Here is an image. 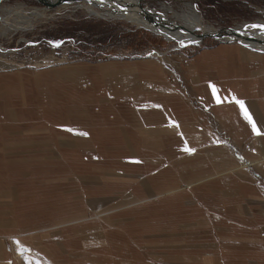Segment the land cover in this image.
Masks as SVG:
<instances>
[{
    "label": "crops",
    "instance_id": "crops-1",
    "mask_svg": "<svg viewBox=\"0 0 264 264\" xmlns=\"http://www.w3.org/2000/svg\"><path fill=\"white\" fill-rule=\"evenodd\" d=\"M180 60L172 84L151 60L60 89L0 71V264H264V52Z\"/></svg>",
    "mask_w": 264,
    "mask_h": 264
},
{
    "label": "rangeland",
    "instance_id": "rangeland-1",
    "mask_svg": "<svg viewBox=\"0 0 264 264\" xmlns=\"http://www.w3.org/2000/svg\"><path fill=\"white\" fill-rule=\"evenodd\" d=\"M20 3L24 4L30 22L24 24L22 28L7 30L1 18L5 16L2 8H15ZM141 4L150 9L164 6L166 9L175 10L191 4L206 23L217 29L238 25L244 21L261 19L264 21V0H142ZM35 8H38L42 15L32 16L30 12ZM127 9L132 14H139L137 10ZM98 14L91 15L81 6L55 7L46 10L44 5L36 0H4L0 6V71H19L28 74L41 72L49 79L53 88L60 89L61 83H58L65 79L63 71H83L87 73L86 77L93 80L98 77L102 82L106 77H103L104 71L101 70L109 67L119 69V66L125 67L130 64L140 69L144 67L142 62L151 60L154 63L159 61L161 65L166 66L168 70L161 67L164 69L161 70L164 72V83L172 84V73H177L181 57L187 58L201 49L216 47L218 44H237L248 49L236 41L220 42L214 37L203 38L198 44L179 46L176 40H166L162 35L140 25L137 27L135 25L138 24L131 21ZM15 18L16 15H11L9 22L15 24ZM197 33L200 32L195 34ZM61 34L65 35L64 38L56 39ZM183 98L188 104L189 100L196 99L186 94ZM100 150L101 165L112 164L118 156L104 148ZM93 164H87L86 168L89 169ZM56 193L60 197L52 194V206L55 212L60 206L59 199L63 198L61 197L63 194ZM44 201V195H38L37 200L29 205L32 206L34 203L35 212L43 215L45 212L43 206L50 205ZM68 205L73 211L74 206ZM101 224L105 227L108 223L101 222Z\"/></svg>",
    "mask_w": 264,
    "mask_h": 264
},
{
    "label": "bare ground",
    "instance_id": "bare-ground-1",
    "mask_svg": "<svg viewBox=\"0 0 264 264\" xmlns=\"http://www.w3.org/2000/svg\"><path fill=\"white\" fill-rule=\"evenodd\" d=\"M4 0H0V6ZM57 1V0H52ZM73 1L71 3L74 4V1H77L75 4L83 7L86 5L82 3V0H70ZM93 4L99 3L100 6L108 8L110 12L112 10L121 11L125 17V19H129L132 23L142 24L140 26L148 27L146 29H150L156 34L162 35L166 40H176L179 43V46H184L187 44H198L202 40V37L196 35V32H203L205 34L212 32V30L216 29L212 25L206 23L202 16L197 12L195 7L191 4H186V7L181 8L180 10L175 9H166L164 6H161L157 9H150L149 7L142 6V0H88ZM185 4V3H184ZM17 5V4H16ZM15 5V6H16ZM70 5V4H69ZM69 5H61L59 7H66ZM89 4L87 8L92 11L95 15L98 13L106 14L103 12L97 11L96 7L90 6ZM164 5V4H163ZM47 9H50L48 5H44ZM127 8H131L133 10H137L139 12V16L137 13L132 14ZM143 8V9H142ZM5 11V16L1 17L3 19V25L6 26L7 30L12 28H22L25 24L30 22V16L27 15L26 10L24 9V4L20 3L15 8H2ZM38 8L31 10L32 16L42 15L41 12L38 11ZM104 12H107L103 9ZM11 15H16V23L11 24L9 22V17ZM135 16V17H134ZM38 17V16H37ZM151 21V25H145L147 21ZM154 23V24H153ZM9 24V25H8ZM252 25L262 26L264 25V21L255 20V21H244L241 23L240 27L235 28V30H231L227 37H221L223 41L232 39V38H240L244 36L245 40L248 42L250 46L256 49H264V28L251 27ZM3 26V27H4ZM5 28V27H4ZM3 28V29H4ZM221 42V41H220ZM230 42V41H227ZM233 42V41H232ZM159 54V53H158Z\"/></svg>",
    "mask_w": 264,
    "mask_h": 264
},
{
    "label": "water",
    "instance_id": "water-1",
    "mask_svg": "<svg viewBox=\"0 0 264 264\" xmlns=\"http://www.w3.org/2000/svg\"><path fill=\"white\" fill-rule=\"evenodd\" d=\"M36 1L39 2V3H41V4H43V5H45V6L48 5L50 8L59 7V6L63 5V4H65V5H69L70 4L69 5L70 7H75V8L78 6V5L75 4L77 1H74V4H73V3H71L73 1H70V0H57V1H52V0H36ZM82 1H83L82 3L86 4V5H83V8L89 14H91V15H95V14L92 13V11H90L87 8V6L89 4H91L90 6L96 7L101 12L106 13L105 15H100V16L110 17V18L124 19L126 21H129V19H125V17L123 16L124 14L121 11H119V10H112V9H110L111 11L109 12L108 11V8H105V7L102 8V6H100L99 3L93 4L92 2H90L88 0H82ZM103 9H105L107 12H104ZM151 24H152V22L149 20V21L146 22L145 25H151ZM139 25H142V24H138V25H135V26L140 27ZM240 26H241V24L234 25V26H228V27L220 28V29H217L216 28V29L212 30V32H209L207 34H205L203 32H200V33H197L196 35H199L200 37H202V39L203 38H206V37H214V38H216L217 40H219L221 42L236 41V42L242 44L243 46L247 47L250 50L257 51V52H264V49H262V48L256 49V48H253L252 46H250L248 44V42L245 40L244 36H242L240 38H232V39H228V40H224V41L221 38H219V36L224 37V38L227 37L226 35H228V33L231 30H235V28L240 27ZM146 28H148V27H146Z\"/></svg>",
    "mask_w": 264,
    "mask_h": 264
},
{
    "label": "snow or ice",
    "instance_id": "snow-or-ice-1",
    "mask_svg": "<svg viewBox=\"0 0 264 264\" xmlns=\"http://www.w3.org/2000/svg\"><path fill=\"white\" fill-rule=\"evenodd\" d=\"M251 27H261V28H264V25H262V26L252 25ZM234 102L237 103L241 107V109L244 111V115H245L246 119L249 120V123L252 125L253 131L258 133V129L256 128L255 122L252 120L250 114L247 112V109L245 108L244 101H242V100H236L234 98ZM84 135H87V134L84 133ZM185 150L186 151H189L188 149H185Z\"/></svg>",
    "mask_w": 264,
    "mask_h": 264
},
{
    "label": "built area",
    "instance_id": "built-area-1",
    "mask_svg": "<svg viewBox=\"0 0 264 264\" xmlns=\"http://www.w3.org/2000/svg\"><path fill=\"white\" fill-rule=\"evenodd\" d=\"M189 104L193 107V108H198L199 107V103L196 99H191L189 100Z\"/></svg>",
    "mask_w": 264,
    "mask_h": 264
},
{
    "label": "trees",
    "instance_id": "trees-1",
    "mask_svg": "<svg viewBox=\"0 0 264 264\" xmlns=\"http://www.w3.org/2000/svg\"><path fill=\"white\" fill-rule=\"evenodd\" d=\"M253 1H255V0H253ZM64 30H61V32L62 33H64V34H66L65 32H63ZM64 34H61L59 37H56V39H59V40H61L62 38H64ZM68 35V34H67Z\"/></svg>",
    "mask_w": 264,
    "mask_h": 264
}]
</instances>
